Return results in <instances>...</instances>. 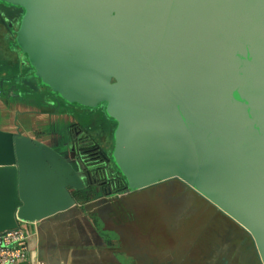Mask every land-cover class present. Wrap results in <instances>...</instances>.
I'll return each mask as SVG.
<instances>
[{
  "label": "water",
  "instance_id": "1",
  "mask_svg": "<svg viewBox=\"0 0 264 264\" xmlns=\"http://www.w3.org/2000/svg\"><path fill=\"white\" fill-rule=\"evenodd\" d=\"M34 76L117 123L122 194L179 180L244 228L264 264V0H0ZM48 145L0 132L20 204L0 231L76 205L93 184ZM110 193V191H109Z\"/></svg>",
  "mask_w": 264,
  "mask_h": 264
},
{
  "label": "crops",
  "instance_id": "2",
  "mask_svg": "<svg viewBox=\"0 0 264 264\" xmlns=\"http://www.w3.org/2000/svg\"><path fill=\"white\" fill-rule=\"evenodd\" d=\"M16 29L11 16L0 8V132L38 140L77 168L79 165L73 153L76 129L95 135L104 145H109L115 127L112 122L103 119L102 112L97 108L83 110L49 93L34 76V69L16 45ZM78 108L83 111L84 118L90 116V122L82 121ZM73 194L76 199L73 208L41 221L20 222L28 234V255L17 264H159L162 259L169 264H191L193 261V253L190 252L193 248H185L184 257L176 254L175 249L189 241L188 232L179 234L177 231L182 228L180 226L193 224L191 221L194 218L166 217L161 208L157 210L161 213L158 216L153 212L157 207L154 201H142L148 206L142 207L139 212L134 211L132 217L135 206L132 207L131 199L141 204L143 194L135 193L137 195L133 194L130 201L122 200L119 204L115 195L108 196L101 185L89 182L84 189ZM142 198L145 199V196ZM206 202L211 206L210 202ZM19 204L15 170L0 167L2 223H11ZM119 210H122L123 216ZM125 213L130 216L124 218ZM154 225L159 227L160 232L156 230L150 237H161L163 227L168 231L165 233L168 242L159 244V237L157 243L149 247L146 230H152ZM207 236L197 240L195 248L199 251L204 250L203 242ZM167 253L170 254L167 256Z\"/></svg>",
  "mask_w": 264,
  "mask_h": 264
},
{
  "label": "rangeland",
  "instance_id": "3",
  "mask_svg": "<svg viewBox=\"0 0 264 264\" xmlns=\"http://www.w3.org/2000/svg\"><path fill=\"white\" fill-rule=\"evenodd\" d=\"M1 8L5 10L12 18L14 25L19 28L20 20L23 14L22 9H15L13 6L9 4L1 3ZM16 29V30H17ZM83 109V107H80ZM98 111L102 112L103 119L107 120L108 122H112L113 126L116 128L117 123L112 121L106 114L105 111V105H101L99 107H96ZM77 113L81 115V119L84 123L90 122V116L84 118L83 111L79 108L77 109ZM84 110V109H83ZM83 116V117H82ZM114 132V131H113ZM111 132V136L109 139V145L103 144L101 140L99 141V138L95 135L92 137L99 142V145H103L105 152H108L111 156L112 150L114 147V133ZM107 146V147H106ZM116 172V174H119L117 168L113 165V172ZM101 177V176H100ZM103 178V177H101ZM162 186L161 188H155L151 187L148 189H144L138 192L129 193V194H122L120 192H106L108 196L115 195L116 202L119 204L122 202V200L130 201L129 199L132 198V195L136 196L139 194L145 196V199L141 197V204L135 200L131 199L132 207L135 206L132 210V217L134 214V211L139 212V210L142 207L148 206L147 203L149 201L157 202V207L153 209L154 213H158V216L161 215L160 211L158 212V208L162 209V212L164 216L166 217H192L194 218L193 224L190 226H180L182 228L177 231L179 234L182 232H188L189 233V241H187L182 247L179 249H175L176 254H179L181 257H184L186 253L187 247L193 248L190 250L192 252L191 258L193 261L191 264H262L260 257L258 255L257 249L255 247V243L251 235L242 228L239 224H237L235 221H233L231 218H229L227 215H225L223 212H221L218 208H216L214 205L211 206L206 202L203 197L198 195L195 191H193L191 188L186 186L183 182L179 180H171L164 183L159 184ZM158 186V185H157ZM109 191V190H108ZM137 193V194H135ZM146 194V195H145ZM131 197V198H130ZM142 201L144 203H142ZM193 205V206H192ZM153 207V206H152ZM191 207V208H190ZM122 214V210H119ZM123 216V214H122ZM130 214L124 215V218L129 217ZM173 219H170L172 221ZM190 221V220H189ZM159 222V221H158ZM157 222V224H158ZM155 224V225H157ZM152 228V230L147 229L146 233L148 234L147 237H149L147 241V245L150 247L151 244L154 245L157 243L156 241L161 238L160 243H166L168 238L165 237V233H168L167 230H164L163 227L161 228L162 232L160 233L161 237L158 235V237H150L151 233L160 232L158 229L159 227ZM188 229V230H182V229ZM174 230L171 231L170 236L172 237V233ZM208 236L206 237V240L204 243L205 248L204 250L199 251L197 247L195 248V244H198L197 240L201 239L202 236ZM169 236V237H170ZM160 237V238H159ZM184 237H187L185 235ZM155 238V239H154ZM170 243V240H169ZM145 244V245H146ZM158 244V245H159ZM197 246V245H196ZM171 253V252H170ZM169 253V254H170ZM167 253V256L169 255ZM162 261V262H161ZM159 261V264H169L164 259Z\"/></svg>",
  "mask_w": 264,
  "mask_h": 264
},
{
  "label": "trees",
  "instance_id": "4",
  "mask_svg": "<svg viewBox=\"0 0 264 264\" xmlns=\"http://www.w3.org/2000/svg\"><path fill=\"white\" fill-rule=\"evenodd\" d=\"M84 133H85L84 130L78 129V132L75 133V138H74L75 139L74 142L77 144V145H75V153H76L75 155L79 158V160L82 162V164L87 169H93L94 167H96V165H99V164H101V165L104 164L105 166L113 167L112 162L109 159H107V154L105 157L104 156L100 157V158L98 157V159H97V157L92 158V156L88 155V152H94V151L99 152L100 148H99V144L98 143L96 144L95 139H93V137H92V139L91 138L88 139L90 141V142H88V140L85 139L86 136H84ZM87 142H88V144H87ZM88 147L91 148V150L85 151V149ZM106 153H108V152H106ZM108 156L110 158V155H108ZM91 172H92L93 184H99L102 187L108 186V184L105 183V182L110 181L109 178L107 177L108 172H104V173L101 172V174L99 176H102L103 178H101V180L99 179V181L97 179H93L94 178L93 170H91ZM119 179H120V183H121V186H120L121 188L119 187L118 189H114L112 186H109L110 192H120L121 190L123 191L125 189L126 182L124 181L122 176ZM103 184H105V185H103ZM109 191L107 190V192H109Z\"/></svg>",
  "mask_w": 264,
  "mask_h": 264
},
{
  "label": "built area",
  "instance_id": "5",
  "mask_svg": "<svg viewBox=\"0 0 264 264\" xmlns=\"http://www.w3.org/2000/svg\"><path fill=\"white\" fill-rule=\"evenodd\" d=\"M28 234L21 227L0 231V264H17L28 255Z\"/></svg>",
  "mask_w": 264,
  "mask_h": 264
},
{
  "label": "flooded vegetation",
  "instance_id": "6",
  "mask_svg": "<svg viewBox=\"0 0 264 264\" xmlns=\"http://www.w3.org/2000/svg\"><path fill=\"white\" fill-rule=\"evenodd\" d=\"M5 4V3H4ZM1 2H0V8H1ZM12 6V5H11ZM15 9H17V7H15V6H13ZM3 8H1V10H2ZM18 9H20V8H18ZM78 132V129H76V131H75V133H77ZM84 136H86L85 137V139H92V136L89 134V133H87V132H85L84 133ZM74 138H75V136H74ZM94 139V138H93ZM74 141H75V139H74ZM88 142H90L89 140H88ZM88 142H87V144H88ZM95 142H96V144L98 143L99 144V142H97L96 140H95ZM75 145H77L75 142L73 143V153L74 154H76L75 153ZM87 147V146H86ZM99 148H100V150H99V152H96V151H94V152H88V155H90V156H92V158L94 157V158H96L97 157V159H98V157L100 158V157H105L106 156V152H105V149H104V146L101 144V145H99ZM89 150H91V148H86L85 149V151H89ZM100 160V159H99ZM101 163V162H100ZM100 165V166H99ZM99 165H96V167H94L92 170H93V174H94V178L93 179H97L98 181H99V179L101 180V177L99 176L100 174H101V172L102 173H104V172H108L107 174V177L109 178V180L110 181H108V182H105L106 184H108V186L107 187H103L104 189H105V191L107 192V190H109V186H112L114 189H118L120 186H121V183H120V179L119 178H121V175L120 174H116V172H114V173H112L113 172V167H110V166H105L104 164H99ZM108 167V168H107ZM97 182V181H96ZM103 185H105V184H103ZM154 187V186H153ZM121 188V187H120Z\"/></svg>",
  "mask_w": 264,
  "mask_h": 264
}]
</instances>
